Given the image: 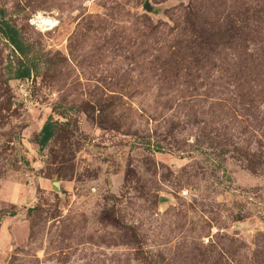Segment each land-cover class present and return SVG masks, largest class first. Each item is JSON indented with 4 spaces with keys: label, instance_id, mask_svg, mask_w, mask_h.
<instances>
[{
    "label": "rangeland",
    "instance_id": "obj_1",
    "mask_svg": "<svg viewBox=\"0 0 264 264\" xmlns=\"http://www.w3.org/2000/svg\"><path fill=\"white\" fill-rule=\"evenodd\" d=\"M0 7L41 60L9 79L0 34V264H264V0Z\"/></svg>",
    "mask_w": 264,
    "mask_h": 264
},
{
    "label": "trees",
    "instance_id": "obj_2",
    "mask_svg": "<svg viewBox=\"0 0 264 264\" xmlns=\"http://www.w3.org/2000/svg\"><path fill=\"white\" fill-rule=\"evenodd\" d=\"M198 18L199 12L194 7L184 11V21L190 25L191 31L197 33L194 29H198L201 32V35L198 36L200 38L198 44L206 43L212 46L211 42L214 38L213 46L219 44L226 46L230 41L236 43L235 45L239 43L242 47L247 45V41L260 37L258 36L260 30H254L244 23L238 26L233 23L228 25L226 24L227 20L225 21L226 25H224L225 28H219L218 32L215 33L213 28H208L205 24L199 23ZM0 34L9 43L11 52L15 56V60L9 61L8 64L7 75L9 79L24 80L32 74L37 75L41 60L37 52L34 51L33 43L23 37L19 28L8 19L7 11L2 7H0ZM60 124L51 114L48 116L34 139L40 149L47 146ZM135 235L133 233V236Z\"/></svg>",
    "mask_w": 264,
    "mask_h": 264
},
{
    "label": "water",
    "instance_id": "obj_3",
    "mask_svg": "<svg viewBox=\"0 0 264 264\" xmlns=\"http://www.w3.org/2000/svg\"><path fill=\"white\" fill-rule=\"evenodd\" d=\"M55 185L57 186L58 184L55 183ZM58 187V186H57Z\"/></svg>",
    "mask_w": 264,
    "mask_h": 264
}]
</instances>
